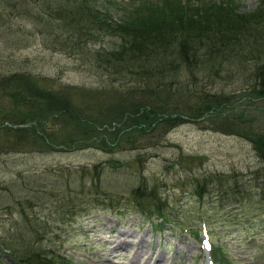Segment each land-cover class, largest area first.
Instances as JSON below:
<instances>
[{
    "label": "rangeland",
    "instance_id": "obj_1",
    "mask_svg": "<svg viewBox=\"0 0 264 264\" xmlns=\"http://www.w3.org/2000/svg\"><path fill=\"white\" fill-rule=\"evenodd\" d=\"M139 1L146 3L148 8L164 6V0H96L107 15L114 16L113 19L120 17L117 8H125L123 4L132 2L139 4ZM203 1L208 3L206 7L226 4L237 14H251L259 5V0ZM6 9L0 6L1 19L5 18L0 22V75L13 72L32 75L43 88L69 97L71 112L77 108L80 114L85 113L86 105L93 104L94 100L99 102L96 110L102 112L101 109L109 108L110 113L128 109L140 99H147L156 106H179L186 96L198 95L200 90L222 95L230 101L237 98L239 92H247L253 85L260 86V78L250 75L254 63L248 61L241 66L237 59H230L224 63L228 64L226 71L217 64L200 68L191 76L192 82L181 69L176 76L163 79V86L172 94L155 87L149 92L126 75L113 79L100 76L99 70L93 72L90 64L80 61L86 59L85 55L70 56L52 48L51 35L41 34L42 25L33 24L29 17L15 16L10 8ZM102 43L111 50L118 42L117 38H104ZM243 50L240 52H245ZM181 84L187 87L180 90ZM234 106H237L234 111L242 110L241 119L255 136H264V98L242 99ZM50 117L43 127L37 126L40 134L51 138L47 145L37 139L33 146L27 141L26 146L13 144L10 147L13 150L0 152V195L4 196L1 205L10 199L8 190L23 198L26 194L21 192L23 183L31 178L42 179L47 185L46 188L42 186L44 191L53 189L51 198L48 194L44 200H39V215L46 217L49 225L48 236L42 241L45 251L64 255L71 264H131L135 261L139 264H209L204 247L208 237L209 243L221 248L227 264H264V193L258 195L252 190L251 195L239 199L237 204L234 199L232 203L221 199L222 205H218L213 196L205 194L198 200L187 192L191 177L198 175L220 174L222 190L227 187V180L234 186L236 181L245 184L253 179L250 183L254 188L264 183V174L259 171L262 163L249 140L215 131L216 122H202L204 117H201L198 122L185 120L167 133L155 127L139 135L131 128L125 130L129 123L123 121L112 123L109 134L104 133L103 127L87 124L86 133L90 136L100 135L109 141L117 133L120 141L110 150L92 142L57 147L52 140H59L67 132L75 133L69 131L73 125L62 124L61 116ZM256 171L258 174H254ZM140 181L154 186L161 202H166L170 218L185 220V225L198 231L197 236L163 223L157 229L154 218L123 209L117 216L110 211H100L95 204V197L111 200L114 204L115 195L119 203L123 202L126 192ZM49 199L53 201L51 210L47 208ZM67 200L74 210L56 213L57 204L63 202L65 205ZM0 213L1 231L7 215ZM203 221L206 237L200 229Z\"/></svg>",
    "mask_w": 264,
    "mask_h": 264
},
{
    "label": "trees",
    "instance_id": "obj_2",
    "mask_svg": "<svg viewBox=\"0 0 264 264\" xmlns=\"http://www.w3.org/2000/svg\"><path fill=\"white\" fill-rule=\"evenodd\" d=\"M163 3L162 7L149 5V8L141 1L139 4H123L125 8H117L120 17L113 19L114 16L107 15L96 0H0L1 8H10L13 15L29 17L33 24L42 25L41 34L51 35L52 48L70 56L75 53L85 55L86 59H80L81 63L90 64L93 72L99 70L100 76L116 79L114 77L118 75H126L149 92L155 87L172 94L169 88L163 86V79L176 76L180 69L185 70L191 79L200 68L217 64L221 70H225L228 64L224 63L237 59L241 66L248 61L254 63L250 75L260 78L259 88L253 85L247 92H239L238 97L230 101L222 95L206 94L200 90L198 95L187 94L183 99L185 102L179 106H156L147 99H140L128 109L111 113L108 112L109 108L101 109L102 112L96 110L99 102L92 98L95 102L86 105L87 111L80 114L75 107L74 112L70 111L69 106L72 104L69 97L43 88L28 73L0 75V105H4L0 109V152L7 151L13 144L26 146L27 141L33 146L37 139L47 145L51 138L47 134H40L37 126L43 127L50 116H61L62 124L73 125L69 131L75 133L67 132L59 140H52L54 145L73 147L76 143L92 142L107 150L120 141L117 139L118 134L115 133L113 140L109 141L100 135L90 136L86 133L87 124L95 128L103 127L104 133L109 134L108 129L112 123L123 121L129 123L125 130L131 128V131L139 135L155 127L167 133L185 120L198 122V119L204 117L202 122H216L215 131L249 140L262 163L259 171L263 175L264 136H255L250 126L241 119L242 110L234 111L238 106L234 104L242 99L264 98V0H259V5L251 14H237L226 4L206 7L208 3L203 0H164ZM198 3L200 5L197 7ZM3 21L5 18L1 19L0 16V22ZM104 38H117V45H113L116 47L107 50L102 43ZM241 49H245V52H240ZM179 87L181 90L187 84ZM3 122L12 126L34 123L26 127L9 128ZM86 134L89 136L86 137ZM75 137L78 140H73ZM254 174H258V171ZM219 176L191 177L187 192L198 200L205 194L213 196L218 205H222L221 199H226L228 203L234 202V199L237 204L239 199L251 195L252 190L258 192V195L264 193V183L254 188L250 183L253 179H248L245 184L236 181L234 186H230V182L224 178L227 187L222 190ZM42 186H47L42 179L31 178L23 183L21 192H26L23 198L7 191L10 197L8 203L0 204V211L7 215V219L2 222L6 228L2 226L0 231V264H71L64 255L53 254L42 248L49 225L46 221L48 219L39 215V200H44L45 195L53 192V189L44 191ZM125 196L124 201L119 203L115 195L114 204L111 200L104 201L95 197V204L100 210L105 208V211L117 216L126 210L145 218H154V227L157 229L163 223L197 236L198 231L185 225V220L170 218L168 206L166 202H161L154 186H147L140 181ZM3 197L0 195V200ZM51 203V200L47 203L49 210L53 205ZM61 205L58 203L55 211L59 215L74 210L70 200L65 201L64 206ZM45 212L50 213L47 209ZM204 222L200 229L205 230ZM209 256L213 264H227V257L217 246L210 245Z\"/></svg>",
    "mask_w": 264,
    "mask_h": 264
},
{
    "label": "bare ground",
    "instance_id": "obj_3",
    "mask_svg": "<svg viewBox=\"0 0 264 264\" xmlns=\"http://www.w3.org/2000/svg\"><path fill=\"white\" fill-rule=\"evenodd\" d=\"M25 127V126H23ZM131 264H139V262L135 261V262H132ZM140 264H145V263H140Z\"/></svg>",
    "mask_w": 264,
    "mask_h": 264
}]
</instances>
